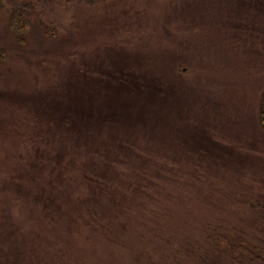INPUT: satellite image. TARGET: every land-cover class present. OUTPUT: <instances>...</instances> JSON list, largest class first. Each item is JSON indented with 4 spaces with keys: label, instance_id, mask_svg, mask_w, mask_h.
Returning a JSON list of instances; mask_svg holds the SVG:
<instances>
[{
    "label": "trees",
    "instance_id": "obj_1",
    "mask_svg": "<svg viewBox=\"0 0 264 264\" xmlns=\"http://www.w3.org/2000/svg\"><path fill=\"white\" fill-rule=\"evenodd\" d=\"M2 1L11 13L10 29L20 43L24 42L32 27L33 3L41 0ZM239 1V5L224 1L229 2L223 13L227 20L247 19L242 12L248 6L259 18L263 15L264 0ZM228 25L227 21L200 26H205L208 33H218L212 43L219 36L222 47L241 48L257 57L262 66L264 23L263 31H250L256 24L246 22L233 30ZM187 29L195 31L193 27ZM147 40L140 39L133 48L112 43L103 51L100 69L92 73L75 70L72 77L65 78L55 94L46 96L51 119L41 115L42 100L31 103L30 123L48 135L45 140L37 135L28 137L31 171L22 166L18 177L11 179L16 187L11 194L28 212L35 213L38 221L17 223L5 210L0 211V264H49L52 255L65 250L70 264H83V258L74 252L81 244L73 233L75 228L99 233L107 242L119 245V235L129 228V223L122 220L125 214L174 215L179 221L176 214L190 215L198 210L215 212L216 219L214 224H201L202 233L195 227L198 218L185 216L188 234L201 233L196 241L182 246L186 255L190 257L206 245L205 257L210 259L213 247L222 258L234 263L264 264V162L260 164V153L245 149L248 144L241 139L220 133L219 125L233 118L235 101L209 98L206 105L197 85L186 76L187 68H181L184 74L177 71L175 75L167 71L169 68L163 70L156 82L165 76L176 79L166 85L155 86L142 78L141 67L131 58L151 49ZM192 88L203 102V116L179 118L185 110L175 104L189 97ZM120 95L129 98L122 100ZM149 100L162 109V117L154 115ZM176 110L179 114L172 116ZM205 115L219 125L209 122ZM258 121L264 131V89L258 101ZM194 124L200 128L188 134L185 126ZM68 151L71 154H66ZM140 156L148 158L146 165L131 168ZM257 164L260 167L250 174L248 167ZM129 189L133 191L127 192ZM235 203L251 211L237 215L230 210ZM230 221L237 222L230 227ZM214 232L220 235L209 245ZM138 239L146 242L142 235ZM126 241L134 242L131 238Z\"/></svg>",
    "mask_w": 264,
    "mask_h": 264
},
{
    "label": "rangeland",
    "instance_id": "obj_2",
    "mask_svg": "<svg viewBox=\"0 0 264 264\" xmlns=\"http://www.w3.org/2000/svg\"><path fill=\"white\" fill-rule=\"evenodd\" d=\"M224 1L240 4L239 0H191V3L190 0H41L33 3L32 27L24 37L25 41L20 43L10 29L11 13L0 0V211L5 210L17 223L27 225L38 221L35 213L28 212L11 194L12 188H16L11 179L18 177L22 166L29 167L31 147L28 137L37 135V138L45 140L48 135L35 123H30L31 103L42 100L44 112L41 115L51 119L53 114L47 110L46 96L55 94L63 80L72 77L75 70L84 69L92 73L100 69L103 51L112 43L133 48L140 39H148L147 45L151 49H144L131 60H137L142 78L149 79L155 86L176 80L165 76L156 82L154 79L165 73L163 70L169 68L167 71L175 75L177 71L184 74L181 68H187L186 76L197 85L199 96L206 105L209 98L215 102L225 98L234 100L233 118L223 126L205 117L219 125L222 135L241 139L248 144L245 149L253 154L259 152L257 156L261 157L262 164L264 131L258 121V101L264 89V61L261 66L257 57L241 48L222 47L224 42L219 36L212 43L218 33H208L207 28L200 25H220L228 21L233 30L246 22L256 24L250 31H263L264 13L259 18L258 13L248 6L242 12L247 19L227 20L223 13L229 2ZM189 27L195 31L190 33ZM230 36L238 38L237 35ZM160 38H164L166 43L162 44ZM242 45L245 48L243 42ZM119 98L129 97L120 95ZM202 105L193 88L189 97L175 104L185 110L179 118L190 114L195 119L202 118ZM149 108L155 110L156 117L163 116L157 103L149 100ZM178 114L176 110L172 116ZM197 128H200L198 124L185 126L188 134H194ZM208 128L218 131L214 126ZM56 145L62 147L57 141ZM145 161L148 158L140 156L138 164L131 168L143 167ZM258 167L259 164L249 166L248 172L252 174ZM230 206L237 215L245 210L251 211L242 203ZM207 212L198 210L190 215L176 214L179 221L174 219V215L172 218L146 213L129 217L125 214L122 220L129 223V228L119 235V245L107 242L99 233L75 228L73 233H77L81 244L74 252L83 258V264H238L222 258L213 247L209 250L212 259L205 257L206 245L190 257L186 255L187 250L182 246L196 241L201 233L188 234L190 229L184 225L185 216H196L195 227L203 233L201 224H214L216 219L215 212ZM236 222L230 221V227ZM140 235L146 238V242L138 239ZM210 235L213 239L208 244L215 242L220 234L214 232ZM127 238L134 242H127ZM69 260L68 250H65L52 255L48 262L70 264Z\"/></svg>",
    "mask_w": 264,
    "mask_h": 264
}]
</instances>
